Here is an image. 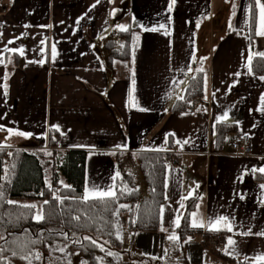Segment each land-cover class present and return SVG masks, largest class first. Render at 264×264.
Here are the masks:
<instances>
[{
  "label": "crops",
  "instance_id": "0c3cea01",
  "mask_svg": "<svg viewBox=\"0 0 264 264\" xmlns=\"http://www.w3.org/2000/svg\"><path fill=\"white\" fill-rule=\"evenodd\" d=\"M0 25V148L85 150L83 194L115 190L118 161L128 166L131 154H175L157 231H131L130 204H120L123 264L131 255L146 264L264 262L256 259L264 255V75L248 67L264 52L256 0H0ZM119 25L132 32L131 56L107 65L105 36ZM198 73L195 109L173 111ZM241 135L247 155L231 146ZM178 140L188 143L181 149ZM194 196L188 216L196 226L183 236L174 221ZM210 231L226 234L220 252L229 259L208 245Z\"/></svg>",
  "mask_w": 264,
  "mask_h": 264
},
{
  "label": "trees",
  "instance_id": "16d2710c",
  "mask_svg": "<svg viewBox=\"0 0 264 264\" xmlns=\"http://www.w3.org/2000/svg\"><path fill=\"white\" fill-rule=\"evenodd\" d=\"M254 26L253 7L252 35ZM131 33L130 30H113L105 36L107 65H112L115 59L125 61L130 58L133 46ZM251 70L256 75H264V57L253 55ZM202 84L201 73L191 77L173 103L172 110H188L192 102L202 96ZM222 132L223 130H219L218 135ZM50 139L49 143L53 144ZM85 157V150H60L55 145L37 150L14 148L9 153L7 149L0 148V186L4 192V200L0 201V236L5 238L0 239V248L7 249L0 253V264H28L27 259L20 257L30 253L31 264H73L75 253L78 254L80 264H122L125 251L122 248L123 231L119 217L121 203L130 204L127 226L131 231L158 230L169 154H131L130 160L134 159V162L128 166L119 160V175H116L115 181L117 199H107L104 202L90 199L87 203L79 199L83 196ZM64 185L70 187L65 188ZM54 193L60 198L67 196L68 199L61 204L53 198ZM7 200L17 203L8 204ZM22 200L42 201L44 219L37 221L34 218V209L20 207L24 205L20 203ZM44 201L49 203L44 204ZM195 201V196L188 199V209L177 227L183 236L190 232L188 213ZM76 216L80 217L78 221L73 219ZM64 233H67V239ZM117 234L121 239H117ZM85 237L96 240L97 245L103 246V250L93 245L90 240L84 239ZM22 244H27V248L22 250ZM13 251L17 252L16 256L12 255ZM213 252L219 258L229 259L220 250L213 249ZM36 253L40 254V259H35ZM132 264L137 262L133 261Z\"/></svg>",
  "mask_w": 264,
  "mask_h": 264
},
{
  "label": "snow or ice",
  "instance_id": "6c2138e0",
  "mask_svg": "<svg viewBox=\"0 0 264 264\" xmlns=\"http://www.w3.org/2000/svg\"><path fill=\"white\" fill-rule=\"evenodd\" d=\"M97 2H99V0H97ZM256 3L259 5L260 7V27H261V30L258 31L256 33V35L258 36H264V3H261L260 0H256ZM94 7V6H93ZM0 27H2V25H0ZM25 27H28V25H25ZM121 31H127V26H124V25H119ZM160 27H164L163 25H160ZM153 31H155L156 29H151ZM0 35H2V33H0ZM14 41H9V43H13ZM5 50H8V49H5ZM10 51H17L16 49H11ZM53 59H55V45H53ZM20 52V55L23 56L24 55V50L23 49H20L19 50ZM258 55L264 57V52H261V53H258ZM30 63H33L35 61H29ZM0 63H3V60L0 59ZM41 63H43V61H41ZM250 63H251V58H249V64H248V67H249V71H251V67H250ZM237 75H239V73H237ZM261 79H264V77H261ZM180 83H183V81H180ZM181 99H183V97H181ZM143 110V109H142ZM227 116L225 115L224 119H226ZM3 127L0 126V131H3ZM56 130L58 131L59 130V126H56ZM8 132H12L11 129L7 130ZM15 135H19V136H28V135H31L30 133H25V132H16L14 133ZM174 135V134H172ZM176 143L180 146L181 149H183V146L185 144L188 143L187 140H184V141H176ZM119 147V146H118ZM48 155H51V153H48ZM254 171H257V170H254ZM259 172L261 173H264V168H260L258 169ZM117 175H119V173H117ZM61 184H63V182L61 181ZM49 189H51V184L48 185ZM65 188H69L70 186H67V185H64ZM197 188L199 187V185L196 186ZM262 188H264V185H261ZM40 195H43V193H40ZM53 198L54 199H57L59 200V202L61 204H63V201L65 199H68L67 196L63 197V198H60L58 196L53 195ZM73 199H77V197H73ZM80 200H82V202L84 203H87L90 199H93V200H100L101 202H104L105 200L107 199H117V195H116V192L115 190L110 187V188H107V189H99V188H96L95 186H93L92 188H87L85 189V192L83 194L82 197H79ZM198 199H202V197H199ZM4 200V192H3V188L2 186H0V201ZM6 203L8 204H16L17 202L15 201H12V200H7ZM49 201H44V204H48ZM20 207H24V208H29V209H35L37 207V205L35 204H30V205H20ZM120 208H125L127 207L126 205H120L119 206ZM181 207H183V204H181ZM197 208H199V205L196 206ZM161 213H163V207L161 208ZM117 214H118V211H117ZM191 215L194 217L196 216V213L193 212L191 213ZM37 221H40V220H43L44 219V213H43V210L41 208V210L39 212H37L35 214V217H34ZM73 219L75 220H79L80 217L79 216H76V217H73ZM180 219L181 217L180 216H177L176 220L174 221V224L176 225V227H179L180 226ZM226 218L225 217H219L217 220H216V223L218 224L220 221L222 220H225ZM213 221L211 218H209V221H208V224H209V227L211 228V225H212ZM189 226L191 227H195L196 225L194 223H191ZM202 226V225H201ZM162 230H164L162 228ZM229 231H231V227L229 226L228 228ZM247 234H250V233H245V235ZM262 235H264V233H261ZM64 237L67 239V233H64L63 234ZM175 234H173L172 236L169 237V239H175ZM0 239H5L3 236H0ZM84 239L86 240H90L91 243L95 246H98L101 248V250H103V246L102 245H97V242L96 240H93L91 237H85ZM117 239H121V237L119 236V234H117ZM190 239V238H189ZM37 241H31V243H36ZM79 242V241H77ZM229 243L232 244L234 243L231 239H229ZM21 249L23 250L24 248H27V244H22L20 245ZM7 249H3V248H0V253L6 251ZM60 251H63V249H59ZM109 255H112L111 252L108 253ZM12 255L13 256H16L17 255V252L13 251L12 252ZM31 253L28 255V256H21L20 258L21 259H27L28 260V264H31ZM41 256L39 253H36L35 254V259H40ZM256 259L258 260H264V255L262 256H258L256 257Z\"/></svg>",
  "mask_w": 264,
  "mask_h": 264
},
{
  "label": "built area",
  "instance_id": "2783aa9c",
  "mask_svg": "<svg viewBox=\"0 0 264 264\" xmlns=\"http://www.w3.org/2000/svg\"><path fill=\"white\" fill-rule=\"evenodd\" d=\"M194 106H190L188 110L193 111ZM232 148L240 154L247 155L251 151V145L248 135H241L236 140L232 142ZM169 160L173 164H176L178 161L175 158V154L172 152L169 155ZM206 239L208 245L215 250H220L225 246L226 243V234L220 231H210L206 233Z\"/></svg>",
  "mask_w": 264,
  "mask_h": 264
},
{
  "label": "rangeland",
  "instance_id": "374dc122",
  "mask_svg": "<svg viewBox=\"0 0 264 264\" xmlns=\"http://www.w3.org/2000/svg\"><path fill=\"white\" fill-rule=\"evenodd\" d=\"M25 144H26V142L23 145H25ZM14 148H20V147H14ZM14 148H11V149H14ZM30 202H31V204L37 205V207L34 209V217H35V214L41 210L42 203L39 200H32ZM130 257L132 258L133 261L138 260V262H140L139 259H137L138 257L136 258L134 255H131ZM73 264H80V259L78 257V254H76V253L74 254V257H73ZM137 264H146V263L140 262ZM172 264H183V263L180 260H176V261H173Z\"/></svg>",
  "mask_w": 264,
  "mask_h": 264
}]
</instances>
